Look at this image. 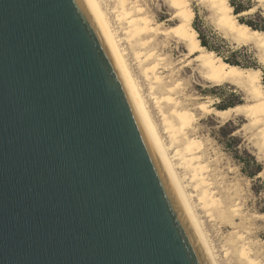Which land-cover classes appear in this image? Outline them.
<instances>
[{"label":"water","instance_id":"obj_1","mask_svg":"<svg viewBox=\"0 0 264 264\" xmlns=\"http://www.w3.org/2000/svg\"><path fill=\"white\" fill-rule=\"evenodd\" d=\"M0 264H207L83 0H0Z\"/></svg>","mask_w":264,"mask_h":264},{"label":"bare ground","instance_id":"obj_2","mask_svg":"<svg viewBox=\"0 0 264 264\" xmlns=\"http://www.w3.org/2000/svg\"><path fill=\"white\" fill-rule=\"evenodd\" d=\"M200 1L210 7L217 24L237 42L253 43L264 48V31L252 29L241 22L229 0ZM83 2L132 99L206 263L221 264L198 209H203L212 219L215 211L223 215L224 212L229 213L232 223L233 217L240 214V204L235 200L231 205H224L217 197L215 183L208 175L209 166L203 160V143L191 131L199 119L197 112L213 114L221 120L244 115L258 127V136L264 148V86L260 78L261 70L229 64L203 46L199 32L193 26L195 11L191 0H166L174 11L172 17L178 20L166 27L164 22L156 20L140 0H112L114 6L111 12L104 5V0ZM109 13L115 15L124 37H120V30L112 24ZM122 39L127 40L132 48L141 74L148 84L150 99L159 110L163 133H166L169 142H166L152 114L143 86L128 61ZM188 72L195 79L198 77L205 82H231L242 86L253 101L225 109L204 101L197 104L196 110L189 108L177 95L179 89L182 91L184 87L180 77ZM255 216L264 219V214ZM237 237L242 242L235 246L240 261L243 264H260L245 235L238 233Z\"/></svg>","mask_w":264,"mask_h":264},{"label":"rangeland","instance_id":"obj_3","mask_svg":"<svg viewBox=\"0 0 264 264\" xmlns=\"http://www.w3.org/2000/svg\"><path fill=\"white\" fill-rule=\"evenodd\" d=\"M104 1V5L109 7L108 11L111 12L114 3L112 0ZM229 1H233L239 7L253 8L249 11L245 10L247 11L244 12L245 15L239 13V19L254 20L258 25L264 26V0ZM140 2L146 6L158 22H164L165 27L178 22L172 17L174 11L166 0H140ZM191 5L195 11L193 26L200 30L199 36L201 34L211 46L217 48L220 57L229 56L232 50L239 49L238 60L242 64L250 66L243 68L260 69V78L264 86V48L253 43L237 42L229 32L221 29L213 11L202 1L191 0ZM109 16L112 24L119 29L115 15L109 13ZM119 30L120 37H124L121 29ZM121 42L126 49L132 70L143 86L145 96H147L152 114L162 135L166 142H169L166 133H163L159 110L150 99L148 84L141 74L132 48L127 40L122 39ZM183 51L186 52L184 48ZM167 53L169 52L167 51ZM190 73L180 77L184 87L182 86L183 90L179 89L180 93L177 94L184 105L189 108L196 110L197 104L204 101H208L216 108L218 106L231 107L253 101L252 96L242 86L231 82L213 84L198 77L195 79ZM211 90L212 92H210ZM197 113L199 119L191 134L198 137L203 143V160L209 166L208 175L215 183L216 195L224 205H231L235 200L240 204V214L233 217L234 222L232 223L229 220L230 216L228 217L229 213L224 212L227 217L223 219L222 212L215 211V217L212 219L203 209H198L218 255V260L221 264H243L235 247L241 245V239L237 235L242 233L245 235L246 241H249L253 254L261 261L260 264H264V219L255 216L264 214V148L258 136V127L244 115L221 120L213 114ZM257 164H261L259 172H256ZM251 173L256 174L251 175ZM189 189L191 190V188ZM236 230L238 232H234Z\"/></svg>","mask_w":264,"mask_h":264},{"label":"trees","instance_id":"obj_4","mask_svg":"<svg viewBox=\"0 0 264 264\" xmlns=\"http://www.w3.org/2000/svg\"><path fill=\"white\" fill-rule=\"evenodd\" d=\"M230 4L233 6L234 12L236 14H239L241 12H244L245 10L250 9L249 7L248 8L239 7V5L235 4L233 1H230ZM240 21L249 25L252 29L264 31V26L258 25L257 22H255L254 20H245L244 18H240ZM195 28L197 29L198 32H200V30L196 26H195ZM199 38H200L203 46H205L210 51H214L217 55H220L219 50H217V48H214L213 46H211L209 44L208 40H206L203 36H201V34H200ZM238 53H239V49L232 50V52L229 56H222V58L225 62L232 64V65H237L240 67H250L249 65L242 64L238 60V58H237ZM210 92H212V90ZM218 108L225 109L227 107L226 106H218ZM257 165H258V168H257L256 172H259L261 170V164H257ZM252 174L254 175L256 173H251V175Z\"/></svg>","mask_w":264,"mask_h":264},{"label":"snow or ice","instance_id":"obj_5","mask_svg":"<svg viewBox=\"0 0 264 264\" xmlns=\"http://www.w3.org/2000/svg\"><path fill=\"white\" fill-rule=\"evenodd\" d=\"M240 14H241V15H245V13H243V12H241Z\"/></svg>","mask_w":264,"mask_h":264}]
</instances>
